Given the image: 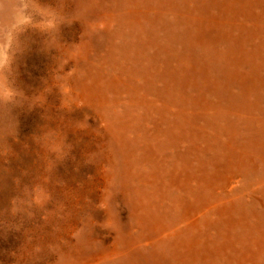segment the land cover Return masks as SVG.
<instances>
[{
  "label": "rangeland",
  "instance_id": "rangeland-1",
  "mask_svg": "<svg viewBox=\"0 0 264 264\" xmlns=\"http://www.w3.org/2000/svg\"><path fill=\"white\" fill-rule=\"evenodd\" d=\"M38 2L65 22L10 52L0 264H264V0Z\"/></svg>",
  "mask_w": 264,
  "mask_h": 264
},
{
  "label": "clouds",
  "instance_id": "clouds-1",
  "mask_svg": "<svg viewBox=\"0 0 264 264\" xmlns=\"http://www.w3.org/2000/svg\"><path fill=\"white\" fill-rule=\"evenodd\" d=\"M60 9L65 7L63 0L58 3ZM37 5V7H33ZM42 13H47L43 15ZM23 17L27 22L17 25V19ZM39 17L37 20L36 18ZM52 23V27H40L41 24ZM65 22L62 11H58L52 5L42 6L38 0H0V38L8 43L7 36L11 33L12 40L7 51V61L0 63V107L9 109V106H23V101L28 102L29 108L36 106V98L25 96L21 88L16 85L15 68L16 55L10 52H22L26 50L27 44L21 39V36L29 29L48 35L50 33H59L60 27ZM69 23L73 22L71 19ZM54 44L55 42H46ZM72 47V46H71ZM67 47V48H71ZM62 51L63 49H58ZM16 124L14 121L6 124L4 131L8 136L15 135ZM35 142L44 151H54L57 156L65 154L67 145L61 138V133L56 129L42 131L41 134L34 136ZM55 141V143H53Z\"/></svg>",
  "mask_w": 264,
  "mask_h": 264
}]
</instances>
